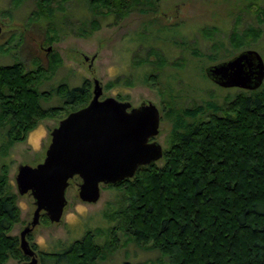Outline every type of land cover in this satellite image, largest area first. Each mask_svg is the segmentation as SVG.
<instances>
[{"label":"trees","instance_id":"16d2710c","mask_svg":"<svg viewBox=\"0 0 264 264\" xmlns=\"http://www.w3.org/2000/svg\"><path fill=\"white\" fill-rule=\"evenodd\" d=\"M55 1L35 0L38 8L47 7L49 13ZM88 3L94 10L105 8L107 14L116 17L130 7L154 11L157 7V0ZM260 12L264 15L263 10ZM258 32L253 28L241 34L232 32L230 42L236 50L244 42L239 44V40ZM203 33L210 31L204 29ZM192 52L198 55L196 50ZM157 60L147 56L140 62L157 66L167 63L163 57ZM209 60L219 63L226 59L209 55ZM59 62L57 56L48 57L46 71L54 73ZM43 72L40 67L26 70L21 61L0 64V148L4 155L6 148L24 141L41 119L64 117L90 100V84L83 79L78 86L58 84L52 91L63 104L43 107L40 99L51 93L38 90L41 80L48 79ZM156 78L158 81L157 74L151 76L154 86ZM160 85L156 86L159 91ZM164 86L168 107L163 112L172 122L170 146L163 150L161 164L156 161L139 166L131 178L108 185L121 192L123 201L115 213L117 228L139 249L158 253L164 264H264V83L255 90L234 88L238 92L227 95L220 104L210 99L192 107L178 106L180 93L176 94L169 83ZM18 217L8 166L2 164L0 264L8 257L26 258L17 237L8 233ZM111 232L106 247L113 249L117 242L114 229ZM106 247L87 232L58 251L40 252L39 264H100Z\"/></svg>","mask_w":264,"mask_h":264},{"label":"rangeland","instance_id":"374dc122","mask_svg":"<svg viewBox=\"0 0 264 264\" xmlns=\"http://www.w3.org/2000/svg\"><path fill=\"white\" fill-rule=\"evenodd\" d=\"M49 8L51 13L47 7L38 8L35 0H0V64L21 61L26 70L43 69L44 78L48 79L41 80L38 90L51 92L49 97L40 99L43 107L63 104V99L52 91L58 84L78 86L83 79L89 81L90 98L93 80L98 79L102 86L101 98L112 96L132 106L151 101L161 115L154 140L163 150L170 146L172 128L171 120L164 115L168 107L164 85L169 83L176 94L180 93L176 100L180 107H192L210 99L220 104L238 90L223 88L206 76L205 68L216 62L209 60V55L224 60L241 50L254 49L264 61V15L260 12L264 11V0H157L155 11L149 7H130L119 17L107 14L105 8L94 10L88 0H57ZM247 28L259 32L239 40V44L244 42L235 50L230 34H241ZM204 29L210 33H203ZM89 30L90 34L80 35ZM151 49L153 53L149 52ZM192 50L198 55H193ZM55 56L60 60L57 69L54 73L46 71L48 57ZM147 56L153 62L163 57L167 63L160 66L153 62L141 63ZM153 74L158 75V81L155 80L158 86L161 84L162 92L154 86ZM62 115L41 119L24 141L6 148L5 155L0 148V166H8L10 190L16 194L19 210L18 220L8 233L17 237L18 244L20 232L31 221L35 206L30 194L17 192V167L33 166L43 160L50 131ZM161 163L162 159L157 160V164ZM80 181L78 176L69 180L61 220L53 223L42 216L26 236L36 252V264L40 263V252L58 251L87 232L104 248L113 229L117 245L113 249L106 247L100 264H164L158 253L139 249L117 228L115 213L123 203L121 192L101 185L98 201L83 202L78 197ZM28 261L27 256L8 257L4 264Z\"/></svg>","mask_w":264,"mask_h":264},{"label":"water","instance_id":"95a60500","mask_svg":"<svg viewBox=\"0 0 264 264\" xmlns=\"http://www.w3.org/2000/svg\"><path fill=\"white\" fill-rule=\"evenodd\" d=\"M1 30L0 23V33ZM205 74L223 88L255 90L264 81V61L256 50L244 49L207 66ZM101 96L102 86L94 79L88 103L69 112L50 131L43 160L33 166L17 167V192L30 194L35 206L31 221L20 232L19 247L30 258L22 264L37 263L36 252L26 236L42 216L53 223L61 220L71 178L78 176L81 180L79 199L95 203L100 197L101 185L131 178L139 166L156 162L163 156L162 146L154 140L161 118L154 103L132 106L128 101Z\"/></svg>","mask_w":264,"mask_h":264},{"label":"flooded vegetation","instance_id":"af4514ba","mask_svg":"<svg viewBox=\"0 0 264 264\" xmlns=\"http://www.w3.org/2000/svg\"><path fill=\"white\" fill-rule=\"evenodd\" d=\"M1 27H2V25H1ZM239 89H241V88H239ZM143 103V102H142ZM140 105V104H139ZM160 120H161V118H160ZM37 256V255H36Z\"/></svg>","mask_w":264,"mask_h":264},{"label":"crops","instance_id":"0c3cea01","mask_svg":"<svg viewBox=\"0 0 264 264\" xmlns=\"http://www.w3.org/2000/svg\"><path fill=\"white\" fill-rule=\"evenodd\" d=\"M46 134H47V132H46ZM45 137H46V135H45Z\"/></svg>","mask_w":264,"mask_h":264}]
</instances>
